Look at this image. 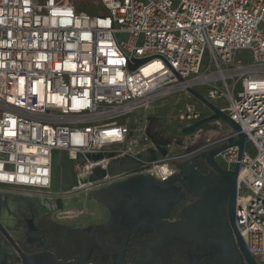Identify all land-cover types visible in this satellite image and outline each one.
<instances>
[{"label": "built area", "instance_id": "built-area-1", "mask_svg": "<svg viewBox=\"0 0 264 264\" xmlns=\"http://www.w3.org/2000/svg\"><path fill=\"white\" fill-rule=\"evenodd\" d=\"M98 1L104 14L79 12L72 0H0V192L55 198V151L74 162L76 192L176 175L188 157L169 154L148 124L134 129L129 118L174 95L192 97V88L240 128L208 140L209 150L245 136L240 160L238 146L218 158L228 169L239 164L235 224L264 264V0ZM239 51H250L249 63L234 60ZM201 115L188 103L179 120L187 127ZM158 147L167 155L139 159ZM127 158L142 165L90 182Z\"/></svg>", "mask_w": 264, "mask_h": 264}, {"label": "water", "instance_id": "water-1", "mask_svg": "<svg viewBox=\"0 0 264 264\" xmlns=\"http://www.w3.org/2000/svg\"><path fill=\"white\" fill-rule=\"evenodd\" d=\"M144 61H137L136 66ZM135 69V67H131ZM179 80H181L179 78ZM187 92L206 110L209 116L185 127L184 134H192L210 121H222L230 130L240 132V128L227 115L209 102L198 91L189 88ZM245 145V136L239 134L237 141L229 139L228 144L202 152L182 163L176 164L178 173L164 181L149 175H134L125 180L91 192L92 198L106 208L112 218L122 213V223L130 227L129 236L152 235L158 246L175 239L193 243L194 249H213L215 255L211 264H257L248 252L236 227L237 177L239 164L233 169L221 166L218 157L231 146L239 147V160ZM168 150L158 147L139 155L143 162H154L158 155L166 156ZM102 156L93 157L94 160ZM78 162H85L79 156ZM141 162L129 158L112 163L108 171L96 170L90 182L102 178L106 173L113 175L127 172L141 166ZM74 172V162L65 152L55 151L52 160V182L49 194L56 211H65L79 202ZM0 188H3L1 186ZM75 194L70 200L66 196ZM3 198H18L10 193H1ZM111 222L99 225L102 234L112 232ZM73 228H80L74 226ZM97 234L95 240H99ZM89 246H92L90 244ZM112 264H130L125 252L113 254ZM1 264V263H0ZM2 264H9L8 262ZM19 264H88L85 258L74 262H64L51 253L34 255L21 254Z\"/></svg>", "mask_w": 264, "mask_h": 264}, {"label": "flooded vegetation", "instance_id": "flooded-vegetation-1", "mask_svg": "<svg viewBox=\"0 0 264 264\" xmlns=\"http://www.w3.org/2000/svg\"><path fill=\"white\" fill-rule=\"evenodd\" d=\"M12 195L20 197H0L1 264H19L21 254L39 253L54 254L64 262L85 258L88 264H112V255L122 252L130 264H211L215 255L213 249H194L193 243L182 239L158 246V240L152 235L131 237L130 227L122 223L121 212L112 218L109 213L103 223L61 228L52 219L56 212L52 197ZM109 221L113 231L103 235L99 225ZM97 234L100 237L96 241Z\"/></svg>", "mask_w": 264, "mask_h": 264}, {"label": "rangeland", "instance_id": "rangeland-1", "mask_svg": "<svg viewBox=\"0 0 264 264\" xmlns=\"http://www.w3.org/2000/svg\"><path fill=\"white\" fill-rule=\"evenodd\" d=\"M77 11L87 13L89 15H101L105 10L98 0H72ZM119 37V36H118ZM250 51L237 52L234 55V60H242L245 63L250 62ZM193 104L202 113V118L209 116V111L195 100L193 97L177 94L168 99L155 102L149 109L142 110L129 119L130 126L134 129H142L146 124H155L162 128V132L152 133L153 137L157 136L158 141L162 146H171L169 154L186 155L192 158L201 152L209 150L208 140H217L231 130L222 121H210L204 124L201 128L203 130L201 137L192 144L191 134H184L182 130L186 127L185 123L179 120L181 112L184 110L186 104ZM151 129V127H150ZM152 132V129H151ZM247 148L251 156L255 155V151L251 144H247ZM221 166L228 167V164L218 158ZM93 192V191H91ZM79 202L65 211H56L52 214V219L61 228L74 226L83 228L89 225L106 222L109 218V212L106 208L97 203L91 196V193H82L79 196Z\"/></svg>", "mask_w": 264, "mask_h": 264}, {"label": "crops", "instance_id": "crops-1", "mask_svg": "<svg viewBox=\"0 0 264 264\" xmlns=\"http://www.w3.org/2000/svg\"><path fill=\"white\" fill-rule=\"evenodd\" d=\"M204 93H205V91H204ZM150 127H151V129H152V133H156V135H157V133H159L160 134V132H162V128L161 127H159V126H157V125H155V124H151L150 123ZM157 137V136H156ZM157 140H159L158 139V137H157ZM227 168V167H226Z\"/></svg>", "mask_w": 264, "mask_h": 264}, {"label": "bare ground", "instance_id": "bare-ground-1", "mask_svg": "<svg viewBox=\"0 0 264 264\" xmlns=\"http://www.w3.org/2000/svg\"><path fill=\"white\" fill-rule=\"evenodd\" d=\"M84 191H88V190H80L79 192H77V196H79L81 193H83ZM74 197V196H73ZM73 197H71V198H73ZM66 201L67 200H70V197H65L64 198Z\"/></svg>", "mask_w": 264, "mask_h": 264}]
</instances>
